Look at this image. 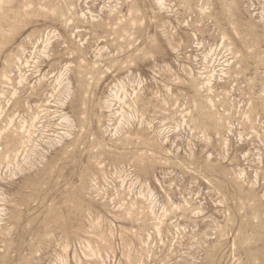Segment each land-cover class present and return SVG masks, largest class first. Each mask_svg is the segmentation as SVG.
Wrapping results in <instances>:
<instances>
[{"label":"rangeland","instance_id":"1","mask_svg":"<svg viewBox=\"0 0 264 264\" xmlns=\"http://www.w3.org/2000/svg\"><path fill=\"white\" fill-rule=\"evenodd\" d=\"M0 264H264V0H0Z\"/></svg>","mask_w":264,"mask_h":264}]
</instances>
